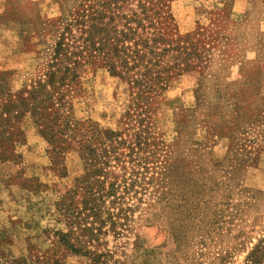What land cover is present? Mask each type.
Returning a JSON list of instances; mask_svg holds the SVG:
<instances>
[{
	"label": "rangeland",
	"instance_id": "1",
	"mask_svg": "<svg viewBox=\"0 0 264 264\" xmlns=\"http://www.w3.org/2000/svg\"><path fill=\"white\" fill-rule=\"evenodd\" d=\"M81 3L0 0V104L3 92L43 77L53 28ZM166 3V40L188 35L203 58L154 92L149 117L126 114L125 85L97 59L71 100L75 120L115 133L100 180L116 191L95 205V215L79 213L69 238L79 250L60 241L70 229L60 203L80 211L87 190L82 150L73 144L52 152L29 114L14 123L23 142L4 141L0 156V260L264 264V0Z\"/></svg>",
	"mask_w": 264,
	"mask_h": 264
},
{
	"label": "trees",
	"instance_id": "2",
	"mask_svg": "<svg viewBox=\"0 0 264 264\" xmlns=\"http://www.w3.org/2000/svg\"><path fill=\"white\" fill-rule=\"evenodd\" d=\"M167 1L84 0L75 11L69 10V18L66 17L63 27L53 28L51 33L57 32V36L43 77L15 92H3L4 101L0 104L1 157L7 153L3 147L4 141L14 139L18 144L23 142L22 132L16 130L14 123L24 114H29L52 152H63L73 144L82 150L87 190L80 211H72V202L62 200L60 203L62 208L65 206L64 214L70 224L68 232L60 233V241L72 251L80 248L69 242L75 233L71 228H79L76 223L79 213L88 210L95 215V205L112 196L117 186L114 183L106 184L105 177L100 180L106 175L105 166L114 152L111 144L115 133L102 132L90 120H75L71 100L82 89L80 79L85 67L97 59L125 85L130 102L126 114L131 118L133 111L130 110L133 109L138 110L140 121L149 117L154 92L162 89L171 76L196 66L192 63L194 60L201 63L203 58L192 50L188 35L186 39L178 37L166 40L161 26L164 22L168 25L167 20H171ZM124 4L128 12L120 13ZM159 44L162 45L161 49L157 46ZM172 50L177 55L164 60L162 54ZM171 58L173 62H169ZM5 73L0 71L2 75ZM134 89L137 91L135 96ZM8 149L12 151L13 148L10 146ZM15 157L20 159L21 156L16 154ZM83 228L82 231L85 230ZM0 264L41 263L16 257L2 259Z\"/></svg>",
	"mask_w": 264,
	"mask_h": 264
}]
</instances>
